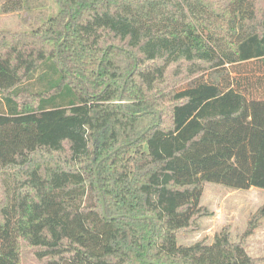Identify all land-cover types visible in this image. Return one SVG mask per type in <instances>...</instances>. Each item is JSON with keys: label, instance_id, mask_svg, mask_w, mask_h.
Here are the masks:
<instances>
[{"label": "trees", "instance_id": "16d2710c", "mask_svg": "<svg viewBox=\"0 0 264 264\" xmlns=\"http://www.w3.org/2000/svg\"><path fill=\"white\" fill-rule=\"evenodd\" d=\"M55 1L0 0L37 16L0 32V264H259L264 205L178 237L208 184L264 190V0Z\"/></svg>", "mask_w": 264, "mask_h": 264}, {"label": "rangeland", "instance_id": "374dc122", "mask_svg": "<svg viewBox=\"0 0 264 264\" xmlns=\"http://www.w3.org/2000/svg\"><path fill=\"white\" fill-rule=\"evenodd\" d=\"M47 12L39 23H45L59 11L55 0H47ZM37 16L26 11L3 14L0 10V32H29L36 25ZM201 205L207 207L213 216L199 221V230L179 235V245H193L203 239L214 242L216 234L225 227H230L231 239L239 242L246 232L249 222L264 205V190L252 188L240 190L228 188L224 185L208 184L205 187ZM249 255L260 259L264 264V219L261 226L247 240ZM22 264H40L30 247L22 245Z\"/></svg>", "mask_w": 264, "mask_h": 264}, {"label": "water", "instance_id": "95a60500", "mask_svg": "<svg viewBox=\"0 0 264 264\" xmlns=\"http://www.w3.org/2000/svg\"><path fill=\"white\" fill-rule=\"evenodd\" d=\"M104 211H105V207H104ZM105 214H106V211H105ZM106 217H107V215H106ZM142 219H151V218L147 217V218H142ZM147 262L150 263V261H149V259H148V254H147Z\"/></svg>", "mask_w": 264, "mask_h": 264}]
</instances>
